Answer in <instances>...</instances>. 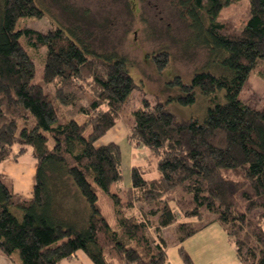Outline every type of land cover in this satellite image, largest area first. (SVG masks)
<instances>
[{
  "label": "trees",
  "instance_id": "1",
  "mask_svg": "<svg viewBox=\"0 0 264 264\" xmlns=\"http://www.w3.org/2000/svg\"><path fill=\"white\" fill-rule=\"evenodd\" d=\"M1 1L0 164L31 149L36 167L29 197L0 172V255L60 264L81 251L92 264H169L162 229L174 225L182 263L194 264L182 244L212 222L196 220L212 214L241 264H264V107L239 100L251 72L264 80V0H244L239 26L219 19L238 0H177L194 27L207 23L203 44L220 54L224 73L195 72L187 84L174 77L168 86L179 96L143 98L131 109L127 143L149 154L131 168L124 201L110 190L123 178L120 147L96 142L119 121L134 89L125 60L92 53L58 26L18 28L20 20L41 19L42 9L35 0ZM20 39L46 49L37 82ZM152 62L162 71L169 57L159 53ZM197 93L209 105L203 121L179 120L166 109L170 101L193 104ZM68 184L88 204L81 226L58 215ZM96 189L112 201L111 221L96 204ZM10 208L23 211L21 220Z\"/></svg>",
  "mask_w": 264,
  "mask_h": 264
},
{
  "label": "rangeland",
  "instance_id": "2",
  "mask_svg": "<svg viewBox=\"0 0 264 264\" xmlns=\"http://www.w3.org/2000/svg\"><path fill=\"white\" fill-rule=\"evenodd\" d=\"M1 2L0 0V5ZM35 2L42 9L44 16L41 19L20 20L17 23L18 28L28 27L46 32L58 26L66 35L72 34L80 39L92 53L101 57L121 58L126 62V68L134 81V89L120 114L119 121L96 142L97 146L113 142L120 147L123 178L118 186L125 188L129 182L131 168L125 140L131 109L140 108L143 98L151 100L158 97L166 102L169 97L179 96L177 88L168 86V82L174 77H179L187 84L195 72L208 71L215 76L224 73L219 64L220 60L217 61L221 58L220 54L210 55L203 44L205 40L203 32L207 23L204 21L201 28L194 27L187 17L186 10L177 0H35ZM245 5L244 0L230 4L223 10L219 19L230 20L239 26L243 22ZM20 43L35 62L36 72L33 81L37 82L44 67L46 49L30 48L23 39H20ZM159 53H167L169 57L168 66L162 71H157L152 62V57ZM219 94V102H223V92ZM239 100L256 109L264 107V80L258 73L249 74L239 93ZM208 107L206 99L199 93L191 105L182 106L175 101L166 104V109L179 120L203 121ZM141 153L139 151L137 153L139 155L136 158L138 160L135 162L136 165L146 160L147 154ZM35 167L36 158L31 149H27L17 161L10 159L0 164V172L12 181L16 193L29 197ZM69 187L67 195L64 191L61 193L65 196L59 203L63 210H60L58 215L68 223L81 226L89 211L88 204L75 187L70 185ZM96 194L97 206L104 218L111 221L114 211L112 201L100 189H96ZM119 196L121 201H124L122 194ZM135 209L140 210L139 206ZM9 211L21 220L22 210L10 208ZM214 218L215 215L205 214L200 222L196 220L195 224L200 225ZM221 228L219 223L214 222L185 240L182 246L186 254L199 262V258L203 256L199 253L202 246H224L226 239L231 244ZM219 236L223 240L221 243L217 242L220 241ZM162 237L168 263L183 264L178 253L175 226L162 229ZM14 263L19 264L17 253L14 254Z\"/></svg>",
  "mask_w": 264,
  "mask_h": 264
},
{
  "label": "crops",
  "instance_id": "3",
  "mask_svg": "<svg viewBox=\"0 0 264 264\" xmlns=\"http://www.w3.org/2000/svg\"><path fill=\"white\" fill-rule=\"evenodd\" d=\"M125 140H126V137H125ZM126 143H127V140H126ZM127 145H128V143H127ZM138 149L139 148H134L131 145H128V147H127V156L131 160V162H130L131 168L134 166H142L148 160V154H149L148 151L144 148H140L139 150ZM137 150L139 152H142L141 153L142 155L147 154V157H146V160H144V162L136 165L135 162L138 161L136 158L139 155V154H137L138 153ZM120 151H121V149H120ZM133 152H135V153H133ZM121 155H122V152H121ZM131 168H130V170H131ZM34 173H35V171H34ZM129 186H130V176H129V182L127 183L125 188H121L120 186L117 185V186H112L110 190L112 193H118L120 195V194H123L124 189L128 188ZM114 190H116V191L114 192ZM14 191H15V189H14ZM214 222L215 221H213V219H212L211 224H213ZM211 224H209L208 226H210ZM221 230L223 231L222 228H221ZM219 232H220V234H222L221 231H219ZM219 238H220V241L218 240L217 242L218 243L223 242V240H221V236H219ZM229 242H231L230 239H229ZM224 243H226V245H224V246L223 245L222 246H213V247L202 246L200 248L202 250H200L199 253L202 254L203 256L199 258V262H197L196 260H194V258L192 256H190L193 259V263L194 264H241L239 261V258L237 256L236 249H235L234 245L232 244V242H231V244H229L227 239H226L224 241ZM0 264H14V263H12L10 260H8L7 258L0 255ZM60 264H92V262L89 260V258L83 252L78 251L75 253V255L73 257H71L68 260H63Z\"/></svg>",
  "mask_w": 264,
  "mask_h": 264
}]
</instances>
